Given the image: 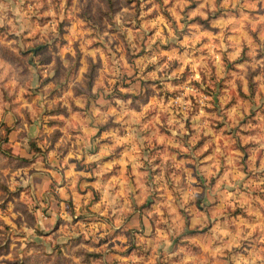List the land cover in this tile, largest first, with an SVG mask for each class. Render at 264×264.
Here are the masks:
<instances>
[{"label": "rangeland", "instance_id": "374dc122", "mask_svg": "<svg viewBox=\"0 0 264 264\" xmlns=\"http://www.w3.org/2000/svg\"><path fill=\"white\" fill-rule=\"evenodd\" d=\"M0 264H264V0H0Z\"/></svg>", "mask_w": 264, "mask_h": 264}, {"label": "crops", "instance_id": "0c3cea01", "mask_svg": "<svg viewBox=\"0 0 264 264\" xmlns=\"http://www.w3.org/2000/svg\"><path fill=\"white\" fill-rule=\"evenodd\" d=\"M82 144V143H81ZM72 167H70V169H71ZM70 169H68V170H70ZM68 170H67V173H66V175L67 174H70V177H71V179H70V181H69V183L71 184L70 185V188H71V190L73 191V193H74V183H75V177H76V171H75V175H74V173L73 172H68ZM69 177V178H70ZM64 198V197H63ZM63 200H66V198H64V199H62L61 201H63ZM58 202H59V200H58ZM64 204H66L65 202H63ZM123 206H124V208L125 209H129L130 207H129V204L126 202V201H123ZM96 208V207H95ZM123 210V209H122ZM56 210H54V212H55ZM120 212V211H119Z\"/></svg>", "mask_w": 264, "mask_h": 264}, {"label": "trees", "instance_id": "16d2710c", "mask_svg": "<svg viewBox=\"0 0 264 264\" xmlns=\"http://www.w3.org/2000/svg\"><path fill=\"white\" fill-rule=\"evenodd\" d=\"M8 131V130H7ZM93 257L96 258L98 257L97 253H86V261L89 262L91 260H93Z\"/></svg>", "mask_w": 264, "mask_h": 264}]
</instances>
